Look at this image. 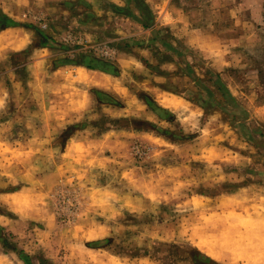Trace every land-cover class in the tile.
<instances>
[{
	"label": "rangeland",
	"instance_id": "1",
	"mask_svg": "<svg viewBox=\"0 0 264 264\" xmlns=\"http://www.w3.org/2000/svg\"><path fill=\"white\" fill-rule=\"evenodd\" d=\"M104 5L0 48V264H264V0Z\"/></svg>",
	"mask_w": 264,
	"mask_h": 264
},
{
	"label": "crops",
	"instance_id": "2",
	"mask_svg": "<svg viewBox=\"0 0 264 264\" xmlns=\"http://www.w3.org/2000/svg\"><path fill=\"white\" fill-rule=\"evenodd\" d=\"M106 1L0 0V13L5 18L15 20L0 30V48L14 52L21 50L24 46L27 47L30 39L29 33L34 32L31 30L29 21L43 17L48 20L45 33L55 37H64L68 32L76 31L84 34L88 39H96L106 34L110 28H116L115 30L119 32V23L123 24L121 21L124 17L119 13H111L113 16L107 18L105 14L108 10L104 5ZM19 32L22 33L21 38L16 36ZM89 71L87 70L88 78L85 81H92L93 84H97V88L107 90L113 84V74L102 70Z\"/></svg>",
	"mask_w": 264,
	"mask_h": 264
},
{
	"label": "built area",
	"instance_id": "3",
	"mask_svg": "<svg viewBox=\"0 0 264 264\" xmlns=\"http://www.w3.org/2000/svg\"><path fill=\"white\" fill-rule=\"evenodd\" d=\"M69 36H72L71 33H69ZM75 41L81 42V37H76Z\"/></svg>",
	"mask_w": 264,
	"mask_h": 264
},
{
	"label": "water",
	"instance_id": "4",
	"mask_svg": "<svg viewBox=\"0 0 264 264\" xmlns=\"http://www.w3.org/2000/svg\"><path fill=\"white\" fill-rule=\"evenodd\" d=\"M143 7H144V9H146V11H149V8H148V6L143 2Z\"/></svg>",
	"mask_w": 264,
	"mask_h": 264
}]
</instances>
